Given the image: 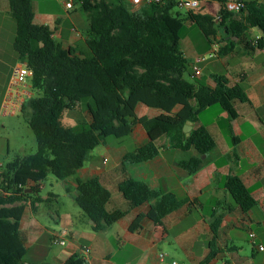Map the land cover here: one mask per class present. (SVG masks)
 <instances>
[{
    "label": "trees",
    "instance_id": "1",
    "mask_svg": "<svg viewBox=\"0 0 264 264\" xmlns=\"http://www.w3.org/2000/svg\"><path fill=\"white\" fill-rule=\"evenodd\" d=\"M9 15L15 25L12 49L19 62L32 72L31 88L41 92L28 98L20 114L35 136L36 151L16 156L0 168V264H32L28 261L19 235V222L28 205L36 213L37 205L50 209L57 196L48 193L40 197L39 183L48 176L64 181L82 168L88 153L104 143L108 137H128L140 125L149 141L122 158V165L147 162L158 154L155 142L167 138L174 149L194 148L199 155L209 153L215 141L205 127L192 130L186 137L182 128L206 109L218 107L237 118L235 102L248 103L245 87L228 86L223 78L209 88L185 79L190 77L188 60L180 49L183 24H195L205 37L214 35L213 16L176 10V0H164L131 11L125 0H74L87 16L86 50L64 49L53 39L48 26L36 25L31 0H7ZM219 3L220 21H230L227 31L240 38L247 27H257L264 35V14L255 7H245L242 21L232 20L234 13ZM250 7V6H249ZM238 14V13H237ZM91 99L87 107L89 122L66 127L59 123L63 111H73L77 103ZM143 104L162 112L157 117H137L136 107ZM178 108L177 111L175 109ZM201 165L200 158H191L181 166L189 173ZM231 206L247 213L256 207L250 191L237 176L225 179ZM68 192V189L66 188ZM74 204L92 222L94 232H103L133 209L147 204L144 215L130 224L133 231L143 218L155 224L192 202L178 200L170 193L154 191L129 177L116 187L124 204L113 206L111 191L99 178L76 180ZM230 205L217 202L210 213L209 228L213 241L217 239L223 213L232 212ZM215 252L199 263L208 264ZM64 264H86L77 254Z\"/></svg>",
    "mask_w": 264,
    "mask_h": 264
},
{
    "label": "crops",
    "instance_id": "2",
    "mask_svg": "<svg viewBox=\"0 0 264 264\" xmlns=\"http://www.w3.org/2000/svg\"><path fill=\"white\" fill-rule=\"evenodd\" d=\"M31 4L34 23L48 26L53 31V39L64 49L86 50L88 19L86 16L87 29L83 32L82 20L77 16L79 5L69 10L61 7L40 11L32 1ZM244 4L264 14V0H244ZM219 7L217 0H200L198 12L214 16ZM0 13L9 15L7 0H0ZM244 16L245 11L233 14L232 20L240 22ZM186 23L191 29L193 23ZM229 27L228 20L216 22L214 35L205 37L201 33L203 37L180 39L181 52L191 71L189 79L209 88L216 86L215 80L219 77L225 79L228 86L241 83L249 98L248 103L235 102L237 118L232 121H228L226 112L211 107L192 123L191 131L205 127L215 141L209 153L201 156L194 148L174 149L167 138L162 137L155 142L158 154L152 160L122 165L126 153L149 141L144 129L136 125L126 137L127 143L106 146L98 154L94 153L95 149L91 150L82 168L63 181L72 200L77 195V179L97 177L111 191L113 206L123 205L116 187L123 178L129 177L151 190L170 193L178 200L188 199L192 204L165 216L159 224L143 218L130 231L132 221L147 212L145 204L103 232H94L92 222L78 207L66 206L52 212L39 204L33 213L27 205L19 222L18 235L30 263L64 264L77 254L86 264H199L212 248L215 255L208 264H264V35L257 27H247L244 34L235 39L227 31ZM1 30L0 26V114L6 116L2 106L17 59L12 49L14 36L3 37ZM199 57H205V61L196 62ZM160 114L161 111L143 104L136 107L137 117L153 118ZM86 117L89 122L88 112ZM194 157L201 159V165L189 173L181 164ZM2 166L0 163V168ZM230 176H237L250 191L256 201L251 211L242 213L231 206L225 188V179ZM39 187L41 191L42 182ZM217 202L230 205L233 211L223 213L217 239L211 247L210 213ZM60 231L67 234L62 237V244L54 245L53 236ZM250 233L254 234L253 239L249 238ZM238 240L245 244H235ZM85 249H89L87 254ZM160 253L165 254L164 261H160Z\"/></svg>",
    "mask_w": 264,
    "mask_h": 264
},
{
    "label": "rangeland",
    "instance_id": "3",
    "mask_svg": "<svg viewBox=\"0 0 264 264\" xmlns=\"http://www.w3.org/2000/svg\"><path fill=\"white\" fill-rule=\"evenodd\" d=\"M35 6H37L40 11H51L55 8L61 9L63 3L69 0H31ZM125 6L131 10V6L128 0H125ZM74 6V0H73ZM78 8V4L75 5ZM200 8L198 9V11ZM181 14L185 12L183 10H175ZM77 16L82 20V30L83 32L87 29V19L86 15L80 10H77ZM0 26L2 28L1 32L3 37H9V35L14 36L15 25L10 15H5L0 13ZM199 35L203 37L196 25H192V28H188V24L184 22L183 28L180 32V37L184 38L187 36L193 37ZM185 79L192 83L195 80L189 79L185 76ZM28 84L33 87L32 79H28ZM41 92L31 89V96L36 97ZM92 104L91 99H84L77 103V106L73 111H63L59 118V123L66 127L75 126L77 124L87 122V107ZM127 138L116 139L114 137H108L105 139L104 143L95 148V154L103 151L106 146H117L122 142L127 143ZM2 147V148H1ZM36 151V141L33 132L26 125L21 114L17 113L13 116H3L0 114V163L6 164L8 161L12 160L16 156H26L32 154ZM2 152V153H1ZM43 187L40 191V196H47L48 193H53L57 196L56 202H52L49 206L52 212H56L66 206H71L74 209H78L74 204L70 193L66 192V184L63 181L56 180L52 176H48L43 182ZM42 209L48 210V207L41 205ZM242 235V234H241ZM235 244H245L242 240L234 241Z\"/></svg>",
    "mask_w": 264,
    "mask_h": 264
},
{
    "label": "built area",
    "instance_id": "4",
    "mask_svg": "<svg viewBox=\"0 0 264 264\" xmlns=\"http://www.w3.org/2000/svg\"><path fill=\"white\" fill-rule=\"evenodd\" d=\"M164 0H129L131 11H136L141 7L149 6L152 4H162ZM65 9L69 10L73 7V0L65 1L63 3ZM200 7V0H176V9L191 11L197 13ZM245 7L244 0H225L224 9L229 13H240ZM214 19L216 22L220 21V16L215 14ZM212 57V55H209ZM205 61V57H199L196 62L200 63ZM198 70L195 69V73ZM32 72L27 68L26 64L17 61L11 69V75L7 84V91L2 106V112L6 116H13L17 113L20 114L23 103L31 97V86L28 84V79L31 78ZM30 86V91L29 87ZM66 231H60L53 236V244L60 245L63 243L62 237L66 235ZM254 234L250 233L249 238L253 239ZM259 251H263L262 247H258ZM89 249H85L84 253H88ZM160 261H164L165 254H159ZM171 264H177L172 262Z\"/></svg>",
    "mask_w": 264,
    "mask_h": 264
},
{
    "label": "water",
    "instance_id": "5",
    "mask_svg": "<svg viewBox=\"0 0 264 264\" xmlns=\"http://www.w3.org/2000/svg\"><path fill=\"white\" fill-rule=\"evenodd\" d=\"M191 126H192V123L190 121H187L182 128V132L185 134L186 137L189 135L191 131Z\"/></svg>",
    "mask_w": 264,
    "mask_h": 264
}]
</instances>
